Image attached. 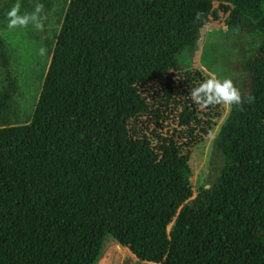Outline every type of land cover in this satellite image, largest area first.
<instances>
[{
  "label": "trees",
  "instance_id": "obj_1",
  "mask_svg": "<svg viewBox=\"0 0 264 264\" xmlns=\"http://www.w3.org/2000/svg\"><path fill=\"white\" fill-rule=\"evenodd\" d=\"M215 1L222 14L264 19V0ZM23 2L40 21L52 7ZM214 3L67 0L55 42L43 40L50 58L32 113L11 95L0 100V264H93L89 234L72 236L78 211L97 203L93 185L110 195L113 179L130 204L174 199L182 181L189 188L186 167L168 162L187 158L192 130L218 104L193 101L209 77L180 56L196 50ZM249 73L244 102L229 105L212 141V185L157 222L159 264H264V39Z\"/></svg>",
  "mask_w": 264,
  "mask_h": 264
},
{
  "label": "rangeland",
  "instance_id": "obj_2",
  "mask_svg": "<svg viewBox=\"0 0 264 264\" xmlns=\"http://www.w3.org/2000/svg\"><path fill=\"white\" fill-rule=\"evenodd\" d=\"M23 1L0 0V37L8 51L10 66L7 81L0 68V100L11 95L17 105L21 103L31 112L50 58V53L45 54L43 49V40L55 42L67 0H50V10L41 11L43 21L25 12ZM214 2L217 16L202 30L196 50L191 55L184 53L180 56L181 63L185 68L199 69L208 77L231 78L240 92H244L249 85L250 63L261 51L264 19L254 22L235 10L222 14ZM14 9L17 16L28 17L26 24L9 26L12 19L9 13ZM228 107L229 104L219 103L215 112L210 111L211 115L204 114L206 117L201 120L205 123L192 130L196 142L189 150L186 148L187 158L168 162L170 165L182 164L190 173L189 188L182 181L176 198L156 197L149 203L133 199L130 204L123 186L114 192L113 179L108 184L112 191L110 195L96 191L95 185L91 187L90 193L94 194L97 203L88 216L78 211L72 236L76 240L85 231L89 234L97 249L93 264H159L160 258L152 240H164V235H154L157 222L165 224L199 188L212 185L217 175L212 141ZM169 228L170 225H166V232ZM150 247L153 252L148 250Z\"/></svg>",
  "mask_w": 264,
  "mask_h": 264
},
{
  "label": "clouds",
  "instance_id": "obj_3",
  "mask_svg": "<svg viewBox=\"0 0 264 264\" xmlns=\"http://www.w3.org/2000/svg\"><path fill=\"white\" fill-rule=\"evenodd\" d=\"M12 19L9 22V26H15L17 24L23 25L27 23L28 17H20L16 15L14 9L9 13ZM190 95L193 101L197 104H236L240 105L242 102V96L239 88L233 83L231 78L218 79L215 76L209 77L202 81L199 86L195 87ZM254 97L249 95L247 97V103H252Z\"/></svg>",
  "mask_w": 264,
  "mask_h": 264
}]
</instances>
